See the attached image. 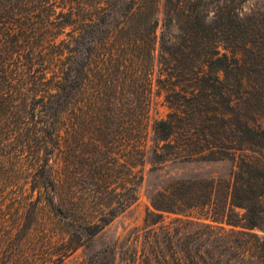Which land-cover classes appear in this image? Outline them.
Masks as SVG:
<instances>
[{
    "label": "trees",
    "instance_id": "obj_1",
    "mask_svg": "<svg viewBox=\"0 0 264 264\" xmlns=\"http://www.w3.org/2000/svg\"><path fill=\"white\" fill-rule=\"evenodd\" d=\"M255 1L0 0V124L25 126L35 62L51 74L48 140L31 141L39 197L17 216L57 233L48 258L0 247V264H64L89 247L138 202L149 144L153 169H236L152 196L144 264H264V0L244 10ZM11 161L1 154L0 181Z\"/></svg>",
    "mask_w": 264,
    "mask_h": 264
},
{
    "label": "rangeland",
    "instance_id": "obj_2",
    "mask_svg": "<svg viewBox=\"0 0 264 264\" xmlns=\"http://www.w3.org/2000/svg\"><path fill=\"white\" fill-rule=\"evenodd\" d=\"M259 6L260 0L247 4L244 10L249 12ZM158 18L162 24V7ZM158 35H161V28L158 30ZM17 63L15 62L12 70L17 68ZM157 63L158 54L156 55V67ZM34 64L36 65L33 66V75L41 76L43 81L41 87L32 85L29 87V92H25L29 98L27 107H22V103L18 105L21 107L19 110L24 112L23 118H26V121H22V123L25 126L18 121L14 128L9 122L3 121L0 124V143L5 145L11 140L7 144L10 145V148L1 151L0 156L3 154L4 157L13 159L5 167V170H8L7 179L0 181V205L3 206L6 213L4 218L0 217V247L10 253L22 251L31 257L48 258L53 250V245L49 242L57 236L51 220L48 217H42L40 221H36L29 210L30 207L27 209L28 212L17 216L20 204L36 202L39 197V192L33 190L38 186L39 181L34 179L33 175L36 169L33 160L35 148L31 141L37 137L48 140V135L42 134V131H48L51 123L47 114V107L51 105L49 92L51 74L48 73L49 71L46 73L43 71L48 68L47 65L44 68L40 67V61ZM156 73H158V68ZM156 100V118L165 119L169 111L164 105V96L158 95ZM12 128L14 131L20 129L17 137L12 135ZM39 132L42 134L41 136H37ZM42 156L45 155L42 154ZM151 159V144H149L144 167V183L139 189L138 202L99 234L89 247L79 250L64 264H134L133 260H137L136 264H144L141 252L147 243L145 222L148 212H153L152 196L169 183L174 182L211 179L229 181L231 174L236 169L233 162H196L167 164L157 170L153 169ZM163 216L167 225L181 218L174 215ZM161 226L159 224L155 227L158 234H161V231L158 230ZM56 238L58 239V237ZM135 252H137V256Z\"/></svg>",
    "mask_w": 264,
    "mask_h": 264
}]
</instances>
